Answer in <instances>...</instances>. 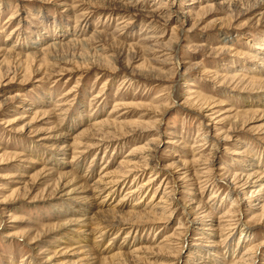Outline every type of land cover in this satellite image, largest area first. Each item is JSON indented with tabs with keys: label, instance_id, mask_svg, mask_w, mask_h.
<instances>
[{
	"label": "rangeland",
	"instance_id": "rangeland-1",
	"mask_svg": "<svg viewBox=\"0 0 264 264\" xmlns=\"http://www.w3.org/2000/svg\"><path fill=\"white\" fill-rule=\"evenodd\" d=\"M0 264H264V0H0Z\"/></svg>",
	"mask_w": 264,
	"mask_h": 264
},
{
	"label": "bare ground",
	"instance_id": "bare-ground-1",
	"mask_svg": "<svg viewBox=\"0 0 264 264\" xmlns=\"http://www.w3.org/2000/svg\"><path fill=\"white\" fill-rule=\"evenodd\" d=\"M112 182V181H111ZM104 183V182H103ZM111 184V183H110ZM99 187V186H98ZM106 188V187H105ZM109 188V187H108ZM101 190H102V188H101ZM131 192H134V190L133 191H131ZM109 193V192H108ZM108 195V194H107ZM124 200V199H123ZM86 215V214H85ZM79 246H82V245H79Z\"/></svg>",
	"mask_w": 264,
	"mask_h": 264
}]
</instances>
